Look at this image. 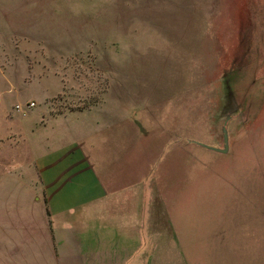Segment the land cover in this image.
I'll list each match as a JSON object with an SVG mask.
<instances>
[{
    "label": "rangeland",
    "instance_id": "374dc122",
    "mask_svg": "<svg viewBox=\"0 0 264 264\" xmlns=\"http://www.w3.org/2000/svg\"><path fill=\"white\" fill-rule=\"evenodd\" d=\"M43 37L60 49L50 57L60 58L52 71L64 81L49 101L58 85L28 82L41 72L32 67ZM105 93L120 101L96 110L123 109L178 144L171 173L205 176L195 192L210 214L220 211L210 256L264 264V0H0L2 138L9 126L29 129L48 105L86 108ZM225 119V152L198 143L223 147Z\"/></svg>",
    "mask_w": 264,
    "mask_h": 264
},
{
    "label": "crops",
    "instance_id": "0c3cea01",
    "mask_svg": "<svg viewBox=\"0 0 264 264\" xmlns=\"http://www.w3.org/2000/svg\"><path fill=\"white\" fill-rule=\"evenodd\" d=\"M41 46L32 67L41 72L28 82L58 85L44 94L55 98L64 81L52 71L60 58L50 55L60 49L44 37ZM114 96L86 108L48 105L29 129L9 126L4 138L0 129V264H241L210 256L220 211L210 214L204 192H195L205 176L171 173L178 144L162 142V127L137 126L123 109H95L120 101ZM193 147L185 145L187 156Z\"/></svg>",
    "mask_w": 264,
    "mask_h": 264
},
{
    "label": "water",
    "instance_id": "95a60500",
    "mask_svg": "<svg viewBox=\"0 0 264 264\" xmlns=\"http://www.w3.org/2000/svg\"><path fill=\"white\" fill-rule=\"evenodd\" d=\"M228 119V118H227ZM227 119H225L223 121V125L221 127V131H222V136H223V147H215V146H211L205 143H201L198 142L199 144L203 145L204 147L216 150V151H221V152H225L227 150L228 144H227V131H226V122Z\"/></svg>",
    "mask_w": 264,
    "mask_h": 264
},
{
    "label": "built area",
    "instance_id": "2783aa9c",
    "mask_svg": "<svg viewBox=\"0 0 264 264\" xmlns=\"http://www.w3.org/2000/svg\"><path fill=\"white\" fill-rule=\"evenodd\" d=\"M34 105V102L33 101H30L29 103H26L24 106L25 108H29L30 106H33ZM15 108L16 110H23V105H19V104H16L15 105Z\"/></svg>",
    "mask_w": 264,
    "mask_h": 264
}]
</instances>
